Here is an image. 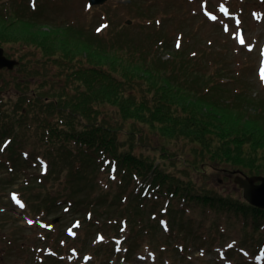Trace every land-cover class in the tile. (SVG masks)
Instances as JSON below:
<instances>
[{"label":"trees","instance_id":"16d2710c","mask_svg":"<svg viewBox=\"0 0 264 264\" xmlns=\"http://www.w3.org/2000/svg\"><path fill=\"white\" fill-rule=\"evenodd\" d=\"M224 1L235 16H241L246 0ZM137 3L136 17L141 20L132 26L121 23L120 31L108 40L92 32L83 40H73L72 47L63 44L64 85L56 94H48L51 101L18 102L21 107L6 126L5 115L0 116V169L10 180L7 185L23 180L31 191L29 197L39 198L34 211L40 206L42 218L61 213L73 218L70 224L76 223L75 228L68 225L61 232L53 227L40 236L44 246L57 250L56 264H81L83 256L103 264V255L117 254L115 241L128 231V223L133 225L129 230L131 252L147 246L157 248L156 239L169 258L177 251L185 259L192 258L195 252L185 241L192 235L199 249L206 243L202 238L207 229L202 234L190 232L186 238H177L182 233L171 239L164 235L169 236L178 215L188 214L193 204L206 224L228 225L245 237L234 241L237 252L233 250V254L239 256L238 250L245 248L257 251L264 244L260 238L264 235V211L248 210L242 201L207 191L195 179L207 182L219 175L199 164L220 167L219 172L226 174L236 169L243 177L264 176V98L256 99L245 86L223 81L225 75L219 68L223 65L216 63V41L199 36L195 27L189 34L179 26L170 31L169 19H157L149 0ZM1 12H6L0 15L3 26L11 13L6 9ZM184 16L192 20L189 14ZM203 18V26L216 23ZM16 21L4 27L17 26ZM219 24L213 31L226 35ZM134 28L138 29L136 35L130 32ZM77 46L88 58L81 60ZM164 54L169 59H163ZM104 107L115 109L121 128L95 116ZM52 119H57L56 123ZM27 127L38 130L33 133ZM134 144L143 146L137 152L132 147L120 151V145ZM176 144L182 148L175 149ZM191 156L197 158L190 161ZM161 159L172 162L169 171L159 166ZM102 162L108 172L106 182L98 174ZM31 169L34 173H29ZM22 197L19 199L28 206L29 201ZM172 199L187 205L177 206ZM106 224L115 229L105 231ZM82 227L87 232L79 235ZM72 229L75 233H70ZM116 229L119 236L110 233ZM137 235L146 239L138 246ZM162 237L173 240V245ZM1 241H6L4 234ZM1 250L8 260L13 256L10 246ZM238 256L234 258L240 260ZM46 257L51 259L50 254ZM28 259L32 264H53V260L41 261L37 252Z\"/></svg>","mask_w":264,"mask_h":264},{"label":"rangeland","instance_id":"374dc122","mask_svg":"<svg viewBox=\"0 0 264 264\" xmlns=\"http://www.w3.org/2000/svg\"><path fill=\"white\" fill-rule=\"evenodd\" d=\"M23 2L28 4V0H0V8L3 5L10 7L19 12L15 8L14 4H19ZM86 0H37L38 9L35 12L40 14H35L31 18L30 16L19 17L15 14H8L9 19H6L5 23L0 25V43L6 42L7 44L0 45L4 48L5 55L8 59H16L19 67L15 71H1L0 72V85H6V89H0V105L2 106L0 110V116L5 115L4 126L8 124V119L13 117L17 112L16 109L20 108L21 105L18 104L20 101H28L34 97V93L37 95L52 94L59 91L63 87V82L65 76H62L63 63L66 60L62 58L63 55V44L72 47L71 43L73 40H83L89 33H94V27L99 21L107 19L111 21V26L104 30L102 38L108 40L113 37V33H118L119 25L125 23L126 20H132L136 22L139 17H136V12L130 10L132 3L129 0H107L105 6L102 8L94 9L85 8ZM136 4H138L136 2ZM32 5V3H31ZM149 6L155 10L157 19L161 18L169 19L170 31L176 30L179 26L180 31L184 34L191 33L192 29L195 27L196 32L199 30V36H204L207 39H212L217 41L221 51L228 50L231 59H236L243 63L242 69H247L250 79L254 77L257 81L258 77L262 84L264 85V76L261 77V73H264V2L263 0H252L247 4H244V16L243 19L235 16L231 12L229 4H226L224 0H149ZM30 7V6H29ZM218 9V12H211V9ZM257 9V10H256ZM226 10V11H225ZM163 11H167L168 14H164ZM6 12H1L0 15ZM190 15L192 20H187L184 14ZM203 14H210L215 20L214 25L203 26L202 22L204 18ZM104 15V16H103ZM200 15V16H199ZM17 26L11 28H5L4 26L11 24L12 20H16ZM40 21L42 26L35 24L33 21ZM222 24L223 30L226 35L221 30L213 31L214 26ZM167 26V25H166ZM200 26V28L198 27ZM241 28L244 29L243 35H240ZM8 32V33H5ZM132 35L138 33V29H130ZM5 33V34H4ZM81 33L82 35H78ZM95 34V33H94ZM98 34V35H101ZM3 35V36H2ZM86 35V36H84ZM2 36V37H1ZM241 36V37H240ZM249 41H248V39ZM243 39V44L240 42ZM235 42L240 45L239 48ZM81 60L88 58V54L83 51L79 46H77ZM163 56V55H162ZM163 59H169L168 54H164ZM257 69V72H256ZM14 82V83H13ZM3 90V91H2ZM26 108L25 106L23 107ZM30 110L33 107L28 106ZM95 116L98 119H103L105 122L109 123L113 128H121L122 122L117 115L116 111L112 107H104L103 110L96 112ZM53 123H56L57 119H52ZM141 130H145L143 127H138ZM28 131L35 133V128L27 127ZM146 132V131H145ZM151 140L152 137L150 136ZM125 146V145H124ZM120 145L122 152H125L126 148L132 147L134 152L139 151L138 148L143 146L142 144H134L133 146ZM182 148L181 144H176L175 149L180 150ZM186 152V151H184ZM197 157H189L190 161L195 160ZM172 162L161 159L159 161V166L164 170L169 171L171 169ZM179 167H182L180 163H177ZM209 165V164H208ZM103 162L99 166L98 174L101 181L106 182L108 178V172L105 171L106 167H103ZM205 170L214 171L219 174L213 176L211 180L203 181L195 179L202 183V187L205 190L215 189L221 195L230 197L233 201L237 200L241 202L243 200L244 188H242L235 181L237 178H241L245 175L240 170L232 169L230 174L219 172L220 167L214 169L211 166H204L199 164ZM218 171V172H217ZM29 173H34L31 169ZM243 175V176H242ZM247 176V175H246ZM10 180L5 177V174L0 169V264H19L25 262L26 264H32L33 260L28 259L29 257L36 256V249L40 248L45 251H50L52 253L56 252L55 248L51 245H45L42 243V239L39 237L42 232L35 224L32 215H44L43 209L39 206L38 211L36 209V202H38L37 197L31 198L29 194L31 191L26 188L23 180H13V186L7 185ZM5 183L7 186H2ZM256 184H259L258 182ZM18 191L20 193L14 192ZM16 194V195H15ZM27 198L28 208L24 207V204L20 203L17 198L19 197ZM22 197V198H23ZM174 200L176 203L178 201ZM23 205V207H21ZM114 211V209L112 210ZM62 214H54L45 220L38 218V225H42L45 222H50L51 225L61 229V232L70 226L71 228L76 227L75 224H70L73 218H68ZM72 216L71 214H68ZM79 215L72 216L77 218ZM33 217V218H32ZM190 219L194 221V225L201 226L196 229L194 233H204L206 229H209L205 234L209 237L210 249L215 246L216 237L218 232L211 228H206V219L202 213L198 210H193L190 213ZM139 220L138 222H140ZM49 225V226H51ZM128 232L133 227V225L128 223ZM135 226V225H134ZM105 231L109 232L115 229L113 225L106 224L103 226ZM193 228V227H192ZM92 232L93 229L91 228ZM116 232H110L112 235H120L119 230ZM87 229L82 227L79 231V235L86 233ZM70 233H75L74 229ZM116 233V234H115ZM5 235L6 241L2 242L1 237ZM179 231L173 234V237H177ZM227 240L237 238L231 236L229 232L226 233ZM94 237V236H89ZM164 237H169L164 235ZM162 237V241H170V245H173V241ZM95 239V237L93 238ZM98 240V237L96 238ZM96 240V242H97ZM142 243L146 241L145 237L139 239ZM93 241V240H92ZM120 241V240H119ZM197 241H193V245L197 248ZM154 244L157 245L156 250L159 255V264H166L169 261L168 255L160 253L162 243L159 240H154ZM13 250V256L8 260L4 257L1 247L5 250L8 247ZM35 249V252H34ZM148 251L147 247H142L140 251H135L131 259H126V255L121 254L115 259V255H103V264H157L156 261L146 254ZM140 253L135 257V254ZM255 253H252V255ZM40 256L44 257L43 254ZM19 258H23L18 260ZM125 258V259H124ZM209 262L206 264H217L213 258H207ZM252 261V259H249ZM83 261L88 264H93L91 259L86 256ZM222 263L230 264L227 259ZM221 263V264H222ZM248 263V261H241L235 264ZM170 264H184L180 263L178 260L170 262ZM196 264V263H194Z\"/></svg>","mask_w":264,"mask_h":264},{"label":"water","instance_id":"95a60500","mask_svg":"<svg viewBox=\"0 0 264 264\" xmlns=\"http://www.w3.org/2000/svg\"><path fill=\"white\" fill-rule=\"evenodd\" d=\"M105 0H92L93 4H101ZM130 24L131 22L128 21ZM2 51L0 50V61L2 60ZM242 188H244L245 198L251 200L259 206H264V178L263 177H252V178H237L235 181ZM257 182H261L260 185H257Z\"/></svg>","mask_w":264,"mask_h":264},{"label":"snow or ice","instance_id":"6c2138e0","mask_svg":"<svg viewBox=\"0 0 264 264\" xmlns=\"http://www.w3.org/2000/svg\"><path fill=\"white\" fill-rule=\"evenodd\" d=\"M225 11H226V10H225ZM240 42L243 44V42H244V41H243V39H241V41H240ZM21 207H23V205H21Z\"/></svg>","mask_w":264,"mask_h":264}]
</instances>
